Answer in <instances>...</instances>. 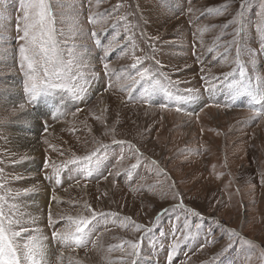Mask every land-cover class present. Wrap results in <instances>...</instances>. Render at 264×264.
<instances>
[{"label": "rangeland", "instance_id": "374dc122", "mask_svg": "<svg viewBox=\"0 0 264 264\" xmlns=\"http://www.w3.org/2000/svg\"><path fill=\"white\" fill-rule=\"evenodd\" d=\"M24 3L0 0V204L20 221L14 230H28L18 242L44 238L48 264H264V114L227 87L241 69L245 82L264 78V0H246L243 9L241 0H50L78 95L58 89L35 103L19 51ZM238 12L239 36L230 23ZM134 57L142 60L137 69ZM141 68L159 82L147 99L152 83L129 94L127 77ZM166 92L196 99L177 104ZM253 107L264 112V102ZM27 111L39 124L36 155L10 142L13 127L27 129ZM93 152L90 174L86 162L65 167ZM46 188L55 200L30 204ZM181 202L200 215L174 207ZM89 209L104 215L92 220L86 247L53 239L68 229V216ZM126 241L140 242L138 255Z\"/></svg>", "mask_w": 264, "mask_h": 264}, {"label": "snow or ice", "instance_id": "6c2138e0", "mask_svg": "<svg viewBox=\"0 0 264 264\" xmlns=\"http://www.w3.org/2000/svg\"><path fill=\"white\" fill-rule=\"evenodd\" d=\"M246 4V0H241V9ZM227 5L217 8V12L223 11ZM264 8V6H262ZM211 11V10H210ZM24 27L23 35L19 37L24 41L19 51L21 54V67L22 69L26 65L24 75L26 80L24 82V91L29 97L30 103H35L40 98H47L53 94L55 90L70 91L73 95H78L71 81L75 79V74L72 73L70 65L74 61L69 60L65 62L64 49L62 48L58 39L57 30L55 27V16L52 10L50 0H25L24 3ZM94 17H89V22H93ZM232 24H236V34L241 35L244 30L242 13L238 12L237 16L230 21ZM225 25L224 27H227ZM258 31L264 33V26L258 27ZM93 38L97 36V33H92ZM97 46H102V41L97 39ZM110 45L104 46L105 56L109 55L108 48ZM262 49H264V42H262ZM239 53V49L237 50ZM135 63L131 65L132 69H137L139 64H142V60L139 57H134ZM104 68L107 72L108 64L104 63ZM232 73H225L224 79L227 81ZM136 77H139L137 79ZM245 73L241 69L240 79H232L228 83L227 87L231 92L232 98L236 99L241 96H247L250 98L249 107L252 108L254 115L264 114L253 107L255 104H261L264 102V78L257 77L256 83L251 81L245 82ZM131 80L129 85V94L135 88L136 85L143 83H152V88H145L142 99H147L150 91L159 87V82H153L151 70L148 68H141L136 71V75H129L127 77ZM191 93L192 90H188ZM169 100L175 101L177 104L192 101L196 99L194 95L188 96H173L171 93H167ZM166 105H161L165 107ZM23 107V105H21ZM180 111V108H177ZM114 143L123 144L125 141H114ZM97 157V153L93 152L88 156H74L72 159L65 161V167L67 165L80 166L81 162H86L84 165L85 170L90 174L93 166L94 158ZM155 163V162H154ZM133 167H136L133 165ZM59 173L57 172V176ZM25 192L31 191V189H25ZM3 200V197H0ZM174 207L184 208L185 212L190 213L192 216H199L200 213L194 211L191 208H186L183 203ZM90 216L72 217L68 216L69 222L68 229L64 232H53V239L63 242L66 246L75 245L76 247H86L90 241L92 229L90 225L92 220L97 215H104L103 213L97 214L91 209ZM115 215V214H113ZM129 219L130 218H126ZM20 221L13 219L11 216L5 215L3 205L0 204V264H48L46 260V248L42 240L44 238L32 235L23 243H19L17 238L21 236L22 232L28 231L25 228H21L19 231L14 230V225L19 224ZM52 223L50 217V224ZM144 226L136 224L135 229L139 231ZM184 229H189L188 217H185ZM199 227V225H197ZM150 231L151 229H145ZM178 231L176 225H173V235ZM190 232H186L184 238L187 239ZM95 244V241H92ZM129 244L132 253L131 255H138L140 250V242L126 241ZM179 247V244H173L172 249L169 252L168 259L171 262L172 254L175 249Z\"/></svg>", "mask_w": 264, "mask_h": 264}, {"label": "bare ground", "instance_id": "6f19581e", "mask_svg": "<svg viewBox=\"0 0 264 264\" xmlns=\"http://www.w3.org/2000/svg\"><path fill=\"white\" fill-rule=\"evenodd\" d=\"M16 92H17V90H16ZM14 96L15 95H12V98L15 100L17 96L16 97H14ZM43 103H46L47 105L51 104V102H43ZM38 106L40 108L39 104H38ZM24 114H25V116L23 117V119H24L25 123L23 126L24 127L26 126L27 129L23 130L21 128L22 126L13 127V129H12L13 133L10 137V142H11V144H14L16 146L27 147V148H29V152H30L29 155H36L38 152V148H37V145L34 144V134H35L37 127H39L38 126L39 124L35 118L36 116L34 114L30 113V111H27V113H24ZM52 130H54V129H52ZM24 167L28 171H34L36 169L35 160L28 162L27 164L24 165ZM43 188H45V187H43ZM41 190H39L35 195H33L30 198V201H32V202H30V204L34 205L33 201L36 203V205H42V202H45V204H46L50 200H55L56 196L59 195L58 193H55L56 194L55 195L54 193H52L50 191V189H47V188L45 191H43L44 193L40 192ZM51 253H49V251L46 249V254H47L46 258H49L50 256H48V255H50Z\"/></svg>", "mask_w": 264, "mask_h": 264}]
</instances>
